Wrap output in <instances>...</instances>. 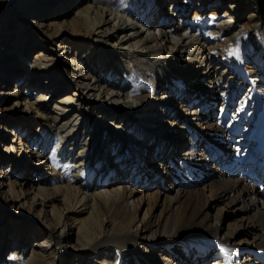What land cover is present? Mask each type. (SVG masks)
<instances>
[{
	"label": "bare ground",
	"instance_id": "6f19581e",
	"mask_svg": "<svg viewBox=\"0 0 264 264\" xmlns=\"http://www.w3.org/2000/svg\"><path fill=\"white\" fill-rule=\"evenodd\" d=\"M0 264H264V0H0Z\"/></svg>",
	"mask_w": 264,
	"mask_h": 264
},
{
	"label": "rangeland",
	"instance_id": "374dc122",
	"mask_svg": "<svg viewBox=\"0 0 264 264\" xmlns=\"http://www.w3.org/2000/svg\"><path fill=\"white\" fill-rule=\"evenodd\" d=\"M30 22H31V19L29 20V21H23V24L25 25V26H31V27H33L34 26V23L32 22L31 24H30ZM30 31V30H29ZM199 64H197V66H198ZM200 73V72H199ZM26 84L27 83H23V84H21L20 86H19V91H24L25 90V88H26ZM30 90V88H27V92ZM5 97V101H8V104L10 103V101H12V99L11 100H9L10 99V95L9 96H2V98H4ZM37 128H39V126H37ZM144 210H145V207L143 208V210H142V212H141V216L143 215V212H144ZM10 221V220H9ZM7 223H10V222H7ZM42 232H44V233H42ZM35 237V238H34ZM28 241H30L33 245H39V246H45V245H47V244H49L50 242H51V240L49 239V237H48V235H47V232L46 231H40V233L39 234H31L30 236H29V238H28ZM76 253H74L73 254V260H75L76 261Z\"/></svg>",
	"mask_w": 264,
	"mask_h": 264
}]
</instances>
